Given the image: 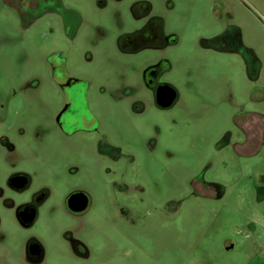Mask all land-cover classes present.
Masks as SVG:
<instances>
[{"label":"flooded vegetation","instance_id":"af4514ba","mask_svg":"<svg viewBox=\"0 0 264 264\" xmlns=\"http://www.w3.org/2000/svg\"><path fill=\"white\" fill-rule=\"evenodd\" d=\"M3 1L26 28L45 25L51 36L61 32L70 44L82 38L86 40V62H93L98 53L107 62H115L116 68L82 76L70 66L63 50L53 48L46 57L50 94L43 90L46 80L22 74L8 76L3 91L0 88V264L92 261L98 252L87 240L94 195L86 188L67 186L62 197L56 198L38 155L50 145L56 155L67 150V161L59 163L63 174L57 171L53 181L69 185L79 173L73 167L75 139L84 137L101 160L96 181L100 186L106 185L107 173H113L111 183L123 198L128 199L133 189L144 193L143 177L151 178L148 112L180 107L183 93L170 78L180 61L198 59L203 49L243 62L246 98L239 107L246 110L234 118L243 141L234 147L243 156L260 147L264 110L253 106L264 107V62L254 47L240 40L230 12L219 17L217 7L209 9L222 23V30L187 45L169 30L174 0H162V10L151 0H133L127 5V0ZM110 72L118 77L111 85L105 79ZM108 102V108L115 107L116 126L107 118ZM138 119L147 120L143 127L149 133L138 134L139 139L126 137L125 130L132 131ZM115 127L113 139L109 132ZM231 139L232 134L226 132L227 143ZM191 186L195 195L219 188L198 178ZM45 232L54 237L52 243L43 239Z\"/></svg>","mask_w":264,"mask_h":264},{"label":"rangeland","instance_id":"374dc122","mask_svg":"<svg viewBox=\"0 0 264 264\" xmlns=\"http://www.w3.org/2000/svg\"><path fill=\"white\" fill-rule=\"evenodd\" d=\"M132 1L127 0L126 5ZM151 1L163 9L162 0ZM174 3L169 30L182 42L188 45L213 30H222L216 14L209 11L217 7L219 17L224 12L233 15L234 31L243 44L260 53L264 62V0ZM82 5L87 7L89 3ZM85 41L81 38L70 44L61 32L51 36L45 25L26 28L0 0L1 91L7 77L16 74L47 81L50 71L46 57L53 48L63 50L70 66L82 76L116 68L115 62H107L98 53L93 62H86ZM180 62L170 80L181 89L182 104L172 111L151 108L148 112L151 178L143 177L144 193L133 189L128 199L123 198L111 183L113 173H107L106 185L100 186L96 181L101 160L84 137L75 139L73 167L79 173L69 185L53 181L57 171L63 174L59 163L67 161V150L56 155L50 145L38 155L44 166L43 176L56 198L62 197L67 186L83 187L94 195L87 240L98 252L86 264H264V139L257 151L248 155H240L234 147V143L243 141L234 123V118L246 110L239 107L246 98L243 62L206 49L198 59ZM107 75L110 85L118 79L111 72ZM44 85L43 90L50 94L48 81ZM108 105L107 118L116 126L115 107ZM253 108L264 110L259 105ZM135 122L132 131L125 130L126 137L139 139L138 134L149 133L143 127L147 120ZM115 131L116 127L109 132L113 139ZM226 132L232 134L230 143L225 140ZM197 178L216 183L219 188L195 195L191 185ZM42 237L48 243L54 240L46 232Z\"/></svg>","mask_w":264,"mask_h":264}]
</instances>
